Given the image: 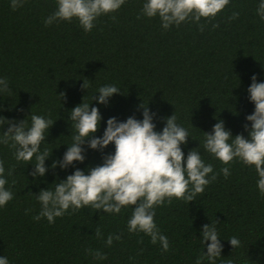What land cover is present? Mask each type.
I'll use <instances>...</instances> for the list:
<instances>
[{
	"label": "trees",
	"instance_id": "trees-1",
	"mask_svg": "<svg viewBox=\"0 0 264 264\" xmlns=\"http://www.w3.org/2000/svg\"><path fill=\"white\" fill-rule=\"evenodd\" d=\"M144 2L126 0L118 12L101 16L86 33L75 19L45 26L44 18L56 10V0H26L15 11L10 0H0V78H7L11 89L0 92V116L17 123L27 119L28 126L31 114L55 121L41 144V151L52 152L42 177L31 175L35 158L28 164L17 162L14 149L0 144L6 188L14 193L0 207V256L10 264H195L207 252L202 227L211 223L216 224L223 244L216 264H264V196L254 166L238 159L224 165L203 148L204 132H212L220 120L233 136L249 138L244 125L251 126L246 117L255 104L248 88L253 75L264 82V20L256 13L261 0H231L214 21L201 19L206 25L203 32L194 22L165 30L158 16L137 19ZM233 12L239 17L229 20ZM214 23L219 27L213 28ZM85 80L88 89L81 87ZM109 84L121 92L110 97L107 105L93 100L100 95L98 89ZM83 100L101 112L97 137L103 136L111 117L142 120L145 104L156 114L157 131L174 113L177 123L188 130V143L181 145L185 160L195 149L206 164L214 166V172L230 168L227 178L220 173L195 200L173 199L170 205L156 208L154 219L168 237L169 251H163L159 242L152 244L142 232H128L133 207L123 208L120 214L90 207L72 213L70 208L71 214L57 217L54 223L33 219L42 207L36 199L42 189H54L77 168L87 174L91 167L103 164L105 155L115 152L114 143L103 151L86 143L83 163L76 161L67 169L59 164L51 167L72 143L75 129L70 111ZM10 126L0 127V136ZM12 165L16 167L9 177ZM97 227L102 239L95 236ZM109 234H122V239L109 247L105 243ZM233 236L241 241L240 247L230 244ZM88 248L100 250L107 259H94Z\"/></svg>",
	"mask_w": 264,
	"mask_h": 264
},
{
	"label": "clouds",
	"instance_id": "clouds-1",
	"mask_svg": "<svg viewBox=\"0 0 264 264\" xmlns=\"http://www.w3.org/2000/svg\"><path fill=\"white\" fill-rule=\"evenodd\" d=\"M230 2L231 0H145L137 19L141 16H158L165 30L173 25L179 27L182 23L194 22L203 32L206 25L200 23L201 19L214 21ZM25 3L26 0H10V7L15 11ZM56 3V10L44 18L46 27L75 19L87 33L93 30L101 16L118 12L126 0H56ZM256 13L264 20V0L259 3ZM238 17L239 13L233 12L228 19L234 20ZM111 19L116 20V16L112 15ZM212 27L218 28L219 24L214 23ZM81 87L88 89L86 80ZM0 92H11L7 78H0ZM98 92L100 95L94 96L93 100L107 105L109 98L121 90L109 84L101 86ZM248 92L250 101L255 104L254 112L246 117L247 121H251V126L244 125L249 132V138H245L243 134L233 136L231 130L226 129L224 121L220 120L213 126L212 132H204L203 148L224 165H230L238 159L245 165L254 166L259 177L257 187L261 196H264V82H257L256 75H253ZM60 96L63 97L64 93H60ZM141 107L142 120L135 116L128 117L126 121L111 117L107 120L102 137L94 135L102 120L98 107L83 100L71 109L69 119L74 122L75 129L72 143L62 160L53 161V169L58 164L67 169L76 161L83 163L86 159V149L83 146L86 143L91 149L101 151L114 143L115 152L105 155L103 164L91 167L87 174L77 168L65 180L55 183L54 189H42L36 195L42 207L39 214L33 217L34 220L46 218L49 223H54L57 217L71 214L70 208L72 213L90 207L109 214H120L123 208L133 207L127 222L128 232H142L151 238L152 244L159 242L163 251H169L168 237L160 232L154 219L156 208L165 206L166 203L170 205L173 199L189 203L198 194H202L205 187L214 182L220 173L227 178L231 172L229 167H222L220 173L214 172V166L211 163L206 164L201 153L195 149L189 151L185 160L181 145L188 143L190 134L177 123L175 113L166 117L163 130L157 131L153 123L156 114L151 112L148 105L143 104ZM54 123L51 118L36 114H31L30 126L27 119L17 123L0 116V127L11 125L0 136V144L14 149L13 155L17 162L28 164L35 158L31 175L42 177L48 171L45 160L52 152L48 148L41 151V144L46 140V133ZM15 167L16 165H12L7 170V176L13 175ZM5 172L4 161L0 160V207L6 206L14 198L11 187L6 188L8 179ZM15 184L16 180L13 179L12 185ZM95 236L103 238L99 227L95 229ZM219 237L215 223L203 225L202 243L206 244L207 252L197 257L195 264H203L205 260L209 264H216V259L223 250ZM121 239L122 234H109L105 243L110 247L114 240ZM228 240L234 248L241 246V241L236 236ZM208 241L211 243H206ZM86 251L96 260L107 259V255L100 250L88 248ZM0 264L10 262L7 257L0 256ZM227 264L232 262L228 261Z\"/></svg>",
	"mask_w": 264,
	"mask_h": 264
}]
</instances>
